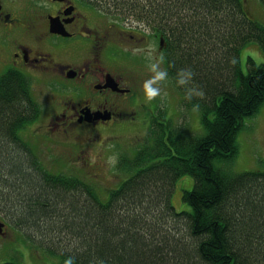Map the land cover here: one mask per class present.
I'll use <instances>...</instances> for the list:
<instances>
[{"label":"trees","instance_id":"obj_1","mask_svg":"<svg viewBox=\"0 0 264 264\" xmlns=\"http://www.w3.org/2000/svg\"><path fill=\"white\" fill-rule=\"evenodd\" d=\"M112 6L106 13L113 22L140 23L162 39L169 81L190 112L200 105L205 134L154 121L143 144L122 153L117 169L129 175L102 201L83 178L52 174L34 160L21 131L42 108L27 80L8 74L0 81L6 218L48 243L61 264L68 258L74 264H264V171L234 173L227 166L244 121L264 105V63L249 57L245 75L241 61L252 42L264 54V25L240 0H115ZM181 69L194 73L186 87L177 83ZM186 88L203 90L204 98L187 99ZM183 175L194 179L183 192L191 210L178 213L172 195Z\"/></svg>","mask_w":264,"mask_h":264},{"label":"flooded vegetation","instance_id":"obj_2","mask_svg":"<svg viewBox=\"0 0 264 264\" xmlns=\"http://www.w3.org/2000/svg\"><path fill=\"white\" fill-rule=\"evenodd\" d=\"M109 16L87 0H0V81L16 74L32 96L37 80L46 90L39 117L25 127L37 140L81 153L102 146L136 108H147L138 96L140 76L121 64L143 68L148 79L151 60L145 56L156 46L161 53L164 42L157 45L149 27L120 25ZM102 131L108 132L104 139Z\"/></svg>","mask_w":264,"mask_h":264},{"label":"rangeland","instance_id":"obj_3","mask_svg":"<svg viewBox=\"0 0 264 264\" xmlns=\"http://www.w3.org/2000/svg\"><path fill=\"white\" fill-rule=\"evenodd\" d=\"M240 1L251 17L264 25V4H261L260 0ZM114 2L115 0H103L104 5H98L96 8L112 13L110 10L114 9L112 6ZM109 15L110 20L113 21L112 14ZM124 16H130V14L126 12ZM131 23L134 26L139 25L136 22ZM160 41L162 39L158 38L157 45ZM144 48L139 52L145 56L147 53ZM151 53L159 55L160 51L156 46V50L154 48ZM147 56L149 55L145 58ZM249 57L257 65L264 63V54L260 47L253 42L247 44L241 51L242 70L245 75L248 74V66H250L248 65ZM121 65L126 71L133 70L144 83L146 72L143 68L137 69L134 64L122 63ZM163 88L166 94L149 103L144 99L143 84L139 83L137 90L140 103L147 108H136V114L132 119L119 121L113 127L114 135L108 137L102 146L97 143L82 148V152H86L85 156L82 152H77L79 149H74L73 146L51 143L44 139L37 140L33 136L36 134H31V129H22L21 135L31 145L34 160L44 170L52 174L79 176L87 183L96 186L100 199L107 201L111 191L116 190L129 175L117 169L122 153L133 154L148 138L154 121L163 124L171 121L177 126L185 127L188 132L196 136L205 134L199 114L185 108L183 96L176 86L168 79ZM45 92L43 84L39 80L35 81L33 96L39 100L38 103L45 104L46 95L42 98ZM32 128L36 129L37 125L34 124ZM102 136L104 139L108 136V132L102 131ZM237 145L238 153L227 165L232 172L264 171V105L255 115L244 121L243 129L237 135ZM216 165L222 166L218 161ZM193 184L194 179L190 175H183L177 180L172 204L178 213L191 210L188 203L183 200V192L190 191ZM6 213V208L0 204V222L6 224L3 229L4 235H0V264H61L60 257L50 254L48 243L32 234L27 228L20 227L13 219L6 218Z\"/></svg>","mask_w":264,"mask_h":264},{"label":"clouds","instance_id":"obj_4","mask_svg":"<svg viewBox=\"0 0 264 264\" xmlns=\"http://www.w3.org/2000/svg\"><path fill=\"white\" fill-rule=\"evenodd\" d=\"M149 58L151 63L149 64L148 71L151 73V76L144 81L143 91L145 101L150 103L161 95L166 94L164 92L163 86L168 81L169 75L168 70L163 67L165 64V56L163 53H160L159 55H153L150 52ZM193 76L194 73L190 69H181L178 72V85L186 87L192 82ZM193 95L203 99L205 93L203 90H198L196 88H186V98L191 100ZM199 108L200 105L198 103L193 105V111H198ZM64 264H74V261L72 258H68L65 260Z\"/></svg>","mask_w":264,"mask_h":264},{"label":"water","instance_id":"obj_5","mask_svg":"<svg viewBox=\"0 0 264 264\" xmlns=\"http://www.w3.org/2000/svg\"><path fill=\"white\" fill-rule=\"evenodd\" d=\"M4 226L5 225L3 223L0 224V234H2V228H4Z\"/></svg>","mask_w":264,"mask_h":264}]
</instances>
